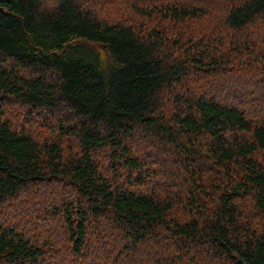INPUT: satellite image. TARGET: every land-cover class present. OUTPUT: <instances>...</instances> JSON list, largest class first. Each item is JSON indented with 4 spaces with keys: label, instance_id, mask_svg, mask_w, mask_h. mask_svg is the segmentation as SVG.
Returning a JSON list of instances; mask_svg holds the SVG:
<instances>
[{
    "label": "trees",
    "instance_id": "16d2710c",
    "mask_svg": "<svg viewBox=\"0 0 264 264\" xmlns=\"http://www.w3.org/2000/svg\"><path fill=\"white\" fill-rule=\"evenodd\" d=\"M0 264H264V0H0Z\"/></svg>",
    "mask_w": 264,
    "mask_h": 264
},
{
    "label": "rangeland",
    "instance_id": "374dc122",
    "mask_svg": "<svg viewBox=\"0 0 264 264\" xmlns=\"http://www.w3.org/2000/svg\"><path fill=\"white\" fill-rule=\"evenodd\" d=\"M163 174V173H162ZM165 176V175H164Z\"/></svg>",
    "mask_w": 264,
    "mask_h": 264
}]
</instances>
